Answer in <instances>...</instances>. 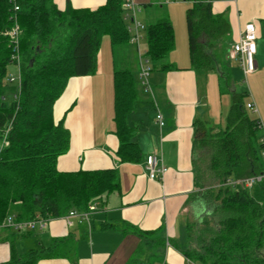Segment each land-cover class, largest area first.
Returning <instances> with one entry per match:
<instances>
[{"label":"trees","instance_id":"obj_1","mask_svg":"<svg viewBox=\"0 0 264 264\" xmlns=\"http://www.w3.org/2000/svg\"><path fill=\"white\" fill-rule=\"evenodd\" d=\"M185 1L190 2L186 24L192 68L214 70L219 54L223 56L220 50L225 54L229 48L225 38L231 24L224 12L213 11V3L223 0ZM123 2L107 0L91 10L76 9L67 0L61 10L54 0H0V224L10 215L18 220L59 218L73 208L86 210L119 190L115 168L58 169V158L70 149L71 133L63 119L55 120L54 106L72 77L97 72L104 36L114 49L129 42ZM15 24L19 27L20 90L8 80L14 43L4 34ZM146 39L152 70L172 68L167 61L175 47L170 19L147 26ZM136 85L130 70H115V122L122 161L141 158L127 122ZM221 90L231 95L226 126L215 131L198 122L197 131L202 133L196 144L208 163L202 170V160L195 159L201 190L190 196L183 238L169 239V243L195 263L264 264V180L252 188L226 184L231 176L240 179L264 172V128L259 116L248 113L245 100L250 92H238L229 73L221 76ZM134 231L143 238L148 234ZM62 241L30 250L23 257L13 255L6 264H36L40 258L58 255ZM161 241L152 243L158 246Z\"/></svg>","mask_w":264,"mask_h":264},{"label":"crops","instance_id":"obj_2","mask_svg":"<svg viewBox=\"0 0 264 264\" xmlns=\"http://www.w3.org/2000/svg\"><path fill=\"white\" fill-rule=\"evenodd\" d=\"M54 1L61 10L67 6V0ZM69 1L76 9L95 10L107 0ZM177 1L134 0L137 11L143 13L146 28L169 18L175 33V47L167 58L173 67L151 71L150 91L145 90L140 81L144 57L148 59L147 51L143 57L139 43L129 39L131 47L138 49L140 68L138 76L135 75L134 108L127 115V122L141 158L122 161L118 154L121 142L115 122V70L119 68L115 49L105 36L111 49L100 48L97 72L72 77L55 103V120L63 119L71 133L70 149L58 158L57 167L61 171L115 168L120 188L97 202L98 210L89 222L68 226L64 219L53 218L44 229L18 232L6 219L0 224V264L10 262L13 255L23 257L30 250L47 249L57 239L63 240L58 255L40 258L36 264H187V258L169 239L183 238L190 196L202 186L195 165L200 152L196 140L202 133L197 131L198 122L215 131L224 127L231 95L221 90L222 75L217 74V68L209 71L192 68L188 31L181 23L189 4ZM213 11L224 12L231 24L225 38L228 51L224 54L220 50L224 59L239 62L231 54L232 45L246 24L256 26L257 68L251 75L253 81L260 78V73L264 75V0L215 1ZM125 21L127 26L131 23V20ZM133 34L129 32V37ZM128 59L129 56L123 54V61ZM250 95L249 102L260 111L257 98ZM158 112L164 116L162 127L157 123ZM262 124L264 128L263 121ZM153 153L160 158L159 166L163 164L167 168L163 176L156 178H150L146 169L147 156ZM105 224L114 228L103 229ZM135 229L148 234L143 238ZM159 239L162 240L160 245L152 243ZM141 247L144 253L136 257L135 252ZM157 253L160 254L158 259Z\"/></svg>","mask_w":264,"mask_h":264},{"label":"built area","instance_id":"obj_3","mask_svg":"<svg viewBox=\"0 0 264 264\" xmlns=\"http://www.w3.org/2000/svg\"><path fill=\"white\" fill-rule=\"evenodd\" d=\"M166 1H175V0H166ZM19 7L15 6L17 10ZM124 9V19L131 20V23L127 26L128 32H134L133 36L130 38L132 42L139 43L140 41V30L142 24L139 23L136 19L137 4L134 0H124L123 2ZM7 34L11 37L12 42L14 43L12 54L13 65L18 70V77L16 78L11 72L8 75V80L10 83H16L17 88H21L22 72H21V58H20V48H19V27L17 24L13 26ZM257 53V30L256 26L253 23H248L245 25L243 32L239 36L238 40L232 45L231 54L234 58H237L240 63V68L244 73V76L247 77L248 74L254 72L257 68V63L255 55ZM143 59V58H142ZM152 67L149 63V60L146 59L145 63L142 65L140 70V81L145 90H151L150 84V74ZM248 108L253 111H257V108L252 102H248ZM157 123L160 127L164 125V116L161 112H158L156 115ZM264 144V138H263ZM264 152V150H263ZM160 158L157 154H150L146 159V169L149 172L150 178H156L157 176H163L167 168L162 164L159 166ZM264 180V172L251 175L248 177L240 179H228L226 184L228 185H242L247 188H252L257 183ZM98 210V203H92L86 210L79 209H70L65 215L59 217L65 220L68 226H74L76 223L89 222L93 213ZM53 219L45 218L41 216H36L33 219L29 220H18L14 215H10L7 218L8 224L13 227L18 232H23L26 230H34L37 228L44 229L47 227L48 222ZM191 264V261H189Z\"/></svg>","mask_w":264,"mask_h":264},{"label":"rangeland","instance_id":"obj_4","mask_svg":"<svg viewBox=\"0 0 264 264\" xmlns=\"http://www.w3.org/2000/svg\"><path fill=\"white\" fill-rule=\"evenodd\" d=\"M177 2H181L183 4L185 3V4L190 5V2H187L185 0L184 1L178 0ZM186 11H187V9L185 10V15H184L182 22H181L182 28L184 30H185V28L187 30ZM142 15H143V13L141 11H137V21L142 24V28L140 30L141 38H140V42H139V51L142 53V56L144 57L145 56L144 53H146V51H147V39H146V26L144 24ZM177 28H178V26H177ZM7 31H9V30H7ZM7 31L4 32L5 35L7 34ZM187 40H188V35H187ZM105 42L107 43V45H104ZM125 45H127V46H125ZM124 46L115 47V55L114 56H115L117 68H119V69L125 68L127 70H130L134 75L138 76V70L140 68L138 49L136 46H135V48L131 47L129 42L124 44ZM109 47H110L109 39H108V37L104 36L102 38L101 48H102V50H104V48L105 49L107 48L109 50ZM110 49H111V47H110ZM123 54L129 56V59L125 62L123 61ZM224 57H225L224 54L221 57L219 54V59L220 58L221 59L219 61V65H217V67H216L217 68V71H216L217 74L222 75V74H224L222 72H225V73L229 72V74L231 75V79L234 83V87L238 92H242V91L247 90L250 92V94L252 93V95L253 94L255 95V97L257 98V102H258L257 106L260 107V111H259V108L257 109V111H253L252 109H248V113L250 116H253V117H255V116L261 117V119L264 123V75L260 73V75H262V76L260 78L258 77L259 79L256 78L253 81L251 73L248 74L247 77L244 76L242 69H240V63L237 62V60H228V59H224ZM144 60H146L145 57H144ZM10 72L16 78L18 77V70L13 64L11 65ZM152 73H155V71H153ZM15 85H16V83H15ZM250 100H252L251 95H249L245 101L247 103ZM228 111H229V109H228ZM227 114H228V112H227ZM225 120H226V118H225ZM225 126H226V123H225L224 127ZM261 155H262V160H263V164H264V152L261 153ZM200 160H202V164L199 163V165H200V168L203 170L207 166L208 161H207L206 156H204L203 153L199 152L198 161H200ZM230 179L234 180L235 178L231 176ZM207 180H208V176H207ZM208 185H210V184L208 183ZM205 187H207V186H205ZM185 213L187 215L188 211H186ZM139 253H140V249L135 252V256L139 257ZM155 255H156V253H154V256ZM156 258L157 259L160 258L159 253H157ZM187 264H189V261L187 262ZM191 264H204V263L191 262Z\"/></svg>","mask_w":264,"mask_h":264}]
</instances>
